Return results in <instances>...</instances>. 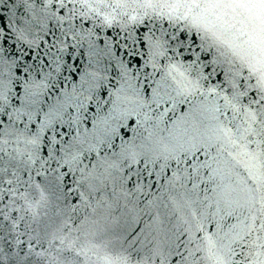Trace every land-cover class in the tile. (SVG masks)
<instances>
[{
	"label": "snow or ice",
	"instance_id": "1",
	"mask_svg": "<svg viewBox=\"0 0 264 264\" xmlns=\"http://www.w3.org/2000/svg\"><path fill=\"white\" fill-rule=\"evenodd\" d=\"M0 264H264V0H0Z\"/></svg>",
	"mask_w": 264,
	"mask_h": 264
}]
</instances>
